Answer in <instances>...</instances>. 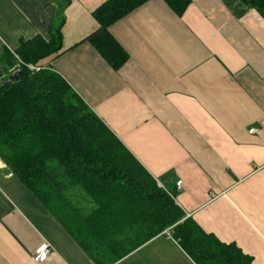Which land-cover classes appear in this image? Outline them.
Segmentation results:
<instances>
[{
    "label": "crops",
    "instance_id": "obj_1",
    "mask_svg": "<svg viewBox=\"0 0 264 264\" xmlns=\"http://www.w3.org/2000/svg\"><path fill=\"white\" fill-rule=\"evenodd\" d=\"M104 1L69 0L58 14L61 49L43 63L173 194L184 218L264 264V18L239 0H190L181 15L148 0L109 27L128 53L113 69L85 40ZM59 3L0 0V57L35 36L50 40ZM70 195L82 214L94 208L77 188ZM104 228L117 231L114 242L106 232L93 256L19 177L0 170V264H199L173 226L148 236L158 223L145 213ZM42 242L51 251L37 262Z\"/></svg>",
    "mask_w": 264,
    "mask_h": 264
},
{
    "label": "trees",
    "instance_id": "obj_2",
    "mask_svg": "<svg viewBox=\"0 0 264 264\" xmlns=\"http://www.w3.org/2000/svg\"><path fill=\"white\" fill-rule=\"evenodd\" d=\"M146 1L106 0L92 12L98 27L85 40L113 69L127 60L128 53L109 27ZM164 1L177 15L190 3ZM239 1L264 18V0ZM68 2L60 0L50 40L35 36L23 41L14 51L20 61L9 51L0 57V159L7 169L93 256L106 232L113 233L114 242L117 231L105 229L104 223H119L137 212L158 223L148 236L173 226L175 236L199 264H252L234 243L220 242L202 233L191 218H184L173 194L157 185L67 81L43 63L61 49L63 17L58 14ZM29 63L40 69H29L25 65ZM15 65H19L17 80L5 83ZM76 186L93 203L90 213L82 214L74 205L70 193Z\"/></svg>",
    "mask_w": 264,
    "mask_h": 264
},
{
    "label": "built area",
    "instance_id": "obj_3",
    "mask_svg": "<svg viewBox=\"0 0 264 264\" xmlns=\"http://www.w3.org/2000/svg\"><path fill=\"white\" fill-rule=\"evenodd\" d=\"M26 66H28L30 69L32 70H38L40 69V67L36 66V65H30V64H26ZM250 132L255 131L254 128L249 130ZM6 168L5 163L0 159V170ZM180 184H181V180L176 181V186L177 188H180ZM51 251V246L49 243L47 242H42L40 243L34 253H33V260L37 261V262H42L44 260H46L50 254Z\"/></svg>",
    "mask_w": 264,
    "mask_h": 264
},
{
    "label": "water",
    "instance_id": "obj_4",
    "mask_svg": "<svg viewBox=\"0 0 264 264\" xmlns=\"http://www.w3.org/2000/svg\"><path fill=\"white\" fill-rule=\"evenodd\" d=\"M0 70L2 71L3 67H0ZM18 76H19V70H16L13 72L12 76L8 80L5 81V83H7L9 81H16Z\"/></svg>",
    "mask_w": 264,
    "mask_h": 264
},
{
    "label": "rangeland",
    "instance_id": "obj_5",
    "mask_svg": "<svg viewBox=\"0 0 264 264\" xmlns=\"http://www.w3.org/2000/svg\"><path fill=\"white\" fill-rule=\"evenodd\" d=\"M14 55H15V57L17 58V59H19L18 58V56L16 55V53L14 52L13 53ZM18 61H20V59L18 60ZM30 64V63H29ZM26 65V64H25ZM30 65H32V64H30ZM19 67V65H15V66H13V67H11V69L9 70V72L10 73H13V71H15L16 70V68H18ZM26 67H28V66H26ZM29 68V67H28ZM30 69V68H29ZM6 78L8 77V76H5ZM3 78V77H2ZM1 78V79H2ZM76 188L78 189V191H81L82 193H84L80 188H78L77 186H76ZM196 260V259H195Z\"/></svg>",
    "mask_w": 264,
    "mask_h": 264
}]
</instances>
